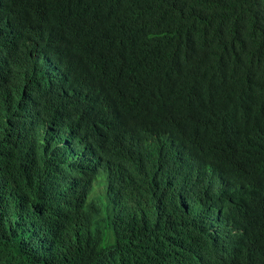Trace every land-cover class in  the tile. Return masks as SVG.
<instances>
[{
	"label": "trees",
	"instance_id": "trees-1",
	"mask_svg": "<svg viewBox=\"0 0 264 264\" xmlns=\"http://www.w3.org/2000/svg\"><path fill=\"white\" fill-rule=\"evenodd\" d=\"M0 264H264V0H0Z\"/></svg>",
	"mask_w": 264,
	"mask_h": 264
}]
</instances>
